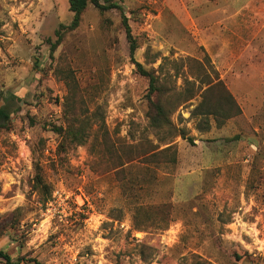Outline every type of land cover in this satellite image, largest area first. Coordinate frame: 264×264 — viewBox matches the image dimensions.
Listing matches in <instances>:
<instances>
[{"label": "rangeland", "instance_id": "rangeland-1", "mask_svg": "<svg viewBox=\"0 0 264 264\" xmlns=\"http://www.w3.org/2000/svg\"><path fill=\"white\" fill-rule=\"evenodd\" d=\"M101 1L123 6L187 137L150 124L120 10L90 4L69 30V0H0V248L26 264H264V0ZM217 76L240 107L223 122L195 112ZM75 117L86 140L65 147L55 127Z\"/></svg>", "mask_w": 264, "mask_h": 264}, {"label": "trees", "instance_id": "trees-1", "mask_svg": "<svg viewBox=\"0 0 264 264\" xmlns=\"http://www.w3.org/2000/svg\"><path fill=\"white\" fill-rule=\"evenodd\" d=\"M93 5L101 12L110 10L112 8H117L121 11L122 21L125 26L127 39L130 43V55L132 60L137 65L138 71L140 74L148 77L149 79V89L147 98L149 101V110L148 118L150 124L159 129H165L171 136H176L181 134L184 138L187 137L183 129L177 128V126L172 122L170 118L171 109L163 103L161 99L155 100L154 94H159L160 86L158 85V77L153 71L146 70L143 65L135 59V51L138 47L136 38L132 34L131 26L128 22V17L124 13V8L122 5L117 2L101 0H69V9L73 13V19L68 25L62 24L61 27L66 26L67 29L73 30L80 24L82 14L87 9L89 5ZM57 39L53 42L51 48L54 50L56 46L60 43L62 39V29L59 28L56 31ZM208 88L205 90L203 96V101L196 107L195 112L197 114H202V116H207L210 114L215 115L216 117L220 116L222 122L240 112V107L236 102L234 96L229 91V89L224 85L223 81L217 76L215 79L208 80ZM218 91L217 100L212 102L210 95L215 91ZM15 99H18L17 96L12 95ZM9 100V99H8ZM11 118V111L6 106L0 107V127L5 126L7 121ZM221 122V123H222ZM90 127V126H89ZM60 135L63 136V146H65L66 141L69 142V145H81L86 140V130L88 129V120L81 117H75L73 119L69 118V121L66 126L61 125L55 127ZM66 147V146H65ZM172 147H167L165 150H170ZM108 151L112 158V163L122 165L124 160L121 159V155L118 153L114 156V152H117L116 148H111L107 145L106 150ZM133 154L134 150L132 148L127 149V153L130 152ZM105 154V152H104ZM139 156V155H138ZM155 156L154 154L151 156ZM131 158L132 156H128ZM176 158V153H174V159ZM134 159V156L132 160ZM36 174L34 178L33 188L40 195L41 201L46 205L51 196V189L49 183L46 181L44 174L42 173L41 167L39 164H36ZM0 258H3L6 264H26L28 260L25 258H19L16 261L13 260L11 255L5 250L0 248ZM32 262V261H31ZM34 264H39L36 259H33ZM197 264H212L206 261H200Z\"/></svg>", "mask_w": 264, "mask_h": 264}, {"label": "crops", "instance_id": "crops-1", "mask_svg": "<svg viewBox=\"0 0 264 264\" xmlns=\"http://www.w3.org/2000/svg\"><path fill=\"white\" fill-rule=\"evenodd\" d=\"M263 93H264V88H263Z\"/></svg>", "mask_w": 264, "mask_h": 264}]
</instances>
